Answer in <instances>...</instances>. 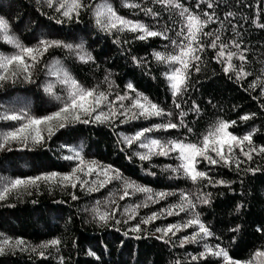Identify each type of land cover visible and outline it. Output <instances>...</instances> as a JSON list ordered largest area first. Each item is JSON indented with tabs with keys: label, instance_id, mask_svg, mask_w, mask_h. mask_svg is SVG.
<instances>
[{
	"label": "snow or ice",
	"instance_id": "obj_1",
	"mask_svg": "<svg viewBox=\"0 0 264 264\" xmlns=\"http://www.w3.org/2000/svg\"><path fill=\"white\" fill-rule=\"evenodd\" d=\"M151 2L159 4L165 10H174L179 20H173L172 24L178 22L179 28L164 26L157 29L155 25L144 23L140 19H128L117 14L108 0H45L47 7L53 9L59 17L55 20L56 24L78 23L81 11H87L91 14L96 29L112 36V43L117 46L134 41L146 42L153 37L168 41L164 51L153 49L150 57L157 64L167 66L160 74L170 96V107L150 99L138 89L134 79L116 85L107 70L102 81L96 84L83 83L73 68L75 65H96L97 57L89 51L91 44L86 47L84 40L76 42V36L72 32L63 38L41 33L38 37H33L34 43L26 44L13 32L10 19L3 14L4 9L10 5L0 0V42L13 49L10 53L0 52V87L9 82L15 84L17 80L28 84L36 83L34 77L43 65L46 78L38 87L52 103V109L45 110L43 114H33L31 108L19 98L7 102V107L0 104V120L14 121L17 125L0 133V149L10 150L11 142L22 147H28L29 144L43 146L46 140H51L62 130L69 136V140L59 146L61 151H67L61 157L69 162L66 170L40 171L36 175L17 176L14 179L0 177V200L21 187L31 185L39 189L41 183L57 184L65 189L78 188L91 194L119 182L115 193L109 192L104 201L94 202L91 211L97 222L108 225L113 221L115 224L132 221V233L143 231L146 234L148 229L144 226L154 225V222L164 217H180L183 213V219L154 226L153 231L155 239L165 244L173 243L172 238L176 237L180 247L185 244L198 245L195 254L187 256L188 264H264V240L249 251L247 258L234 255L235 249L222 240L226 236L230 244L235 245L242 239L244 228L236 221L240 219L244 203L236 202L231 209H220L219 206L212 208L211 192L202 190L217 186L233 190L234 181L221 178L220 170L235 169L239 172L241 165L253 161L254 157L264 158V144H256L253 139L259 129L251 127L242 134L231 130L239 122L255 121L257 112L238 115L236 120L217 118L203 131H196L187 118L190 113L194 114L193 119L200 116L201 103L195 99H185L191 87L192 72L201 71L202 54L207 49H212L209 59L221 65L222 72L229 80L247 83L246 90L255 91L258 87L259 96L253 98L258 100L260 115H264V102H260L264 101V67L258 73L248 69L252 49L245 43L243 24L240 23L243 20L250 28L264 32V0H256L255 4L252 0H233V4H238L239 7L233 11L230 5L225 4L223 19L217 15L221 9L216 0H195L194 8L185 6L181 0ZM123 6L139 9L145 16L159 23L160 13L153 7H142L140 3H131L130 0H126ZM240 8H247L249 15H241L237 20ZM210 24H219V27L206 31ZM226 29L230 30L228 36L224 35ZM170 31H174L175 38L168 35ZM125 32L132 34L131 41L121 39L119 33ZM50 49L63 50L74 61V66L69 67L64 60L55 57L45 63L44 58ZM261 55L264 56V52ZM130 60L137 67L149 65L146 57L130 55ZM237 60L238 64L235 62ZM261 63L264 64V60ZM248 77L254 78L248 81ZM101 84L106 87H101ZM207 103L212 104V98ZM195 122L199 123L198 120ZM93 124L105 125L114 130L117 124L129 125L127 131H115L116 144L125 158L133 163L138 160L142 165L149 166H154L153 160L157 157L169 160L174 158L175 163L163 164L162 170L169 173V179L190 181L196 186L195 192L179 188L172 191L155 190L124 177L120 169L112 164L87 159L81 147L71 141L77 133V125ZM169 130H175L176 134H170ZM160 133L165 135L161 136ZM144 171L148 175H156V172L149 171V167H145ZM243 171L255 175L257 172L264 173V167H252L249 164ZM136 193H143L144 200L125 207L121 216L126 219H116L117 200L110 198L118 194V199L122 201ZM69 196L73 201L78 199L75 192H69ZM168 197L177 199L168 203ZM161 201H165L163 206H159ZM64 203L66 201L56 202L55 207L50 210L57 217H62L61 205ZM150 203L158 205L157 210L149 211L136 222L138 210L148 207ZM209 208H212L211 212H208ZM225 210L230 216L235 213L231 220H217L214 224L205 215V212L208 215L218 212L223 216ZM253 223L255 233L264 238V220ZM184 229H188V233L177 236ZM60 244L61 240L55 237L35 246L28 245L21 237H8L0 239V254H5L9 249H19L21 252L28 250L43 258L46 250H58ZM86 255L100 260L93 250H88ZM57 259L58 264H64L62 256ZM176 264L183 262L178 260Z\"/></svg>",
	"mask_w": 264,
	"mask_h": 264
},
{
	"label": "trees",
	"instance_id": "obj_2",
	"mask_svg": "<svg viewBox=\"0 0 264 264\" xmlns=\"http://www.w3.org/2000/svg\"><path fill=\"white\" fill-rule=\"evenodd\" d=\"M9 7L4 9V13L12 23L13 32L26 44L34 43L33 37L45 33L54 38H63L69 32L76 36V42L84 40L86 47L91 44L89 51L97 57L96 65H75L73 68L78 78L85 84H96L103 80L105 71L111 73V79L116 85H122L123 82L135 80L138 89L148 95L150 99L160 102L162 105L171 106L170 96L166 90L164 78L160 74L167 67L166 65L157 64L151 59L150 54L153 49L164 51V46L168 41L158 37L150 38L148 41H134L130 44L117 46L112 43V36L99 32L92 20L91 14L87 11H81L78 23L56 24L58 17L53 9L47 7L45 0H4ZM102 2V0H94ZM117 14L128 19H140L147 24H153L157 29L164 26H171L174 29L179 28V23L172 24L173 20L178 21L179 17L174 10H165L159 4H153L151 0H130L131 3H140L142 7H153L160 13L159 23L153 18L145 16L139 9L124 7L126 0H108ZM185 6L195 7V0H181ZM253 4L256 0H252ZM221 11L217 15L223 19V10L225 4L231 6L233 11L239 7L233 4V0H216ZM199 11L200 9H195ZM248 16L247 8H240L236 19L240 16ZM235 23V20L233 21ZM244 39L247 46L252 49L249 53L248 69L258 73L264 64V32L252 29L243 20ZM219 27V24H210L205 29L212 31ZM230 33L229 29L224 32L225 36ZM122 40L132 39L131 33H119ZM174 37V31L168 33ZM96 41L95 43H91ZM171 49L169 48V51ZM13 49L11 46L0 42V52L10 53ZM212 49H207L202 54L201 71L192 72L191 87L185 99H195L201 103L202 112L199 117L193 119L194 114L190 113L188 122L196 131H203L209 124L217 118L236 120L238 115L249 112H257L255 121L239 122L231 130L236 134H242L243 131L250 130L251 127L259 129L254 134L256 144H264V115H260L259 103L253 97L259 96V89L253 91L248 89V84L241 82L236 83L229 80L221 69V65L209 59ZM147 53V55H146ZM130 55L146 57L149 60L147 67H137L131 63ZM64 60L69 66H74V61L66 55L61 49H50L49 54L44 58V62L53 58ZM237 64L239 61H235ZM37 71L34 79L36 83L28 84L22 80H17L15 84L9 82L0 87V104L5 107L7 102L15 101L17 98L27 104L33 114H43L45 110L52 109V103L46 97L38 85L45 80L42 70ZM159 69V71H157ZM155 77V78H154ZM254 77L246 78L251 81ZM101 87L106 85L101 84ZM59 91V89H57ZM212 98V104L207 101ZM264 102V101H260ZM215 105V106H213ZM187 105H185V109ZM198 120L197 124L195 121ZM146 123V122H136ZM14 121L0 120V133L9 127H16ZM77 133L71 143L79 145L82 153L87 159H96L104 164H112L119 168L124 177L135 180L141 185H147L155 190L168 189L170 191L179 188L184 191L195 192L196 186L190 181H177L169 179V173L162 170V165L175 163L174 158L169 160L165 157L154 158V166L147 164L142 165L138 160L133 163L125 158V154L119 151L116 144L115 131H127L129 125H116V129L105 125H77ZM65 130L58 132L51 140H46L43 146L22 147L16 142L9 144V149H0V177L5 179H14L17 176L36 175L40 171H63L66 170L68 161L61 157L67 154V151H61L59 146L69 136L64 134ZM170 134L175 135V130H169ZM182 134V133H181ZM159 135L163 136L164 133ZM251 164L252 167H264V158L254 157L253 161L241 165V171L235 169H221L220 176L224 179L234 181L233 190H228L223 186L215 188L207 187L202 190L211 192L212 208L219 206L220 209H231L236 202L244 203L240 213V219L237 223L243 225L244 231L242 239L235 245H231L228 238L222 237L225 244L235 249L234 255L240 258H247L249 251L255 246H259L264 240L258 233H255L253 222L264 220V173L257 172L245 173L244 168ZM149 167V171L156 172L155 176L148 175L144 168ZM215 175V171L213 172ZM119 182H114L101 189L99 192L87 193L80 189H65L57 184L41 183L39 189L29 185L27 188L21 187L18 190L10 192L4 200H0V239L11 237H21L30 245L35 246L51 238H59L61 244L57 249L46 250V255L41 258L32 252L19 249L6 250L5 254H0V264H58L57 257L64 258V264H176V261H182L188 264L187 256L195 254L199 246L196 244H185L180 247L179 240L172 238L173 243L165 244L161 240L155 239L153 227L162 226L164 223L174 222L183 219L184 214L180 217H164L154 222V225L144 226L148 229L145 234L132 233L130 231L132 221L127 223L115 224L110 222L104 225L97 222L92 215V206L95 201H104L108 198L109 192H116ZM2 188V183H0ZM69 192H75L78 199L73 201ZM110 199L117 200L118 212L116 219H126L122 217L125 207L140 203L144 200L143 193H136L131 198H125L120 201L118 194ZM177 197H168L167 202L173 203ZM66 201L61 205L63 209L62 217L50 209L55 207L56 202ZM165 201H161L159 206H163ZM158 205L148 204L146 208L138 210L136 222L139 217L145 216L149 211H156ZM207 207V206H205ZM208 209V212L212 211ZM208 220L216 223L217 220H231L232 216L225 210L223 216L218 212L208 215ZM252 227H248V225ZM119 229V231H117ZM188 229H184L181 234H187ZM127 233V234H126ZM214 243L215 241H211ZM173 244L175 246H173ZM88 250L96 252L100 260L96 257L86 255Z\"/></svg>",
	"mask_w": 264,
	"mask_h": 264
}]
</instances>
